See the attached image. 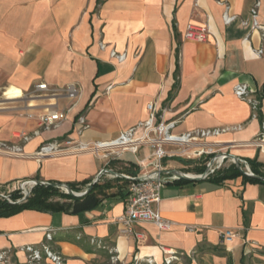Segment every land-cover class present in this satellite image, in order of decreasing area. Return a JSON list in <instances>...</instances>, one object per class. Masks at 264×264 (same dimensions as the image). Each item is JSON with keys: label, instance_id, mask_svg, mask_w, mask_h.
Wrapping results in <instances>:
<instances>
[{"label": "crops", "instance_id": "0c3cea01", "mask_svg": "<svg viewBox=\"0 0 264 264\" xmlns=\"http://www.w3.org/2000/svg\"><path fill=\"white\" fill-rule=\"evenodd\" d=\"M222 1L236 15L228 24L217 0H0V140L20 144L25 154H0V188H20L39 178L75 182L85 190L104 168L133 177L151 171L152 161L140 165L152 151L147 145L110 160L91 151L34 156L42 144L66 138L112 140L146 121L149 103L173 122L174 134L228 128L191 151L211 149L264 164V144L255 143L264 97L260 117L253 118L250 104L234 93L244 83L264 94V52H254L264 50V0L258 16L262 29H253L256 0ZM189 24L207 25V39H187ZM112 50L125 52V60L113 58ZM44 82L59 89L74 84L79 98L41 93L37 85ZM48 107L71 111L58 126L35 134ZM80 115L88 122L84 128ZM22 132L31 138L24 141ZM142 133L137 127L136 135ZM210 177L167 180L159 211L171 228L139 222L134 229L145 233L143 240L119 233L116 220L130 182L110 173L100 181L111 187L97 192L99 203L91 210L75 213L67 204L62 210L0 216V252H7L0 264H26V246L45 243L67 264H115L109 248L119 256L116 264H150L148 258L165 264L163 246L180 253L173 264H264V182L239 176L217 183ZM226 228L239 235L224 241L220 232Z\"/></svg>", "mask_w": 264, "mask_h": 264}, {"label": "built area", "instance_id": "2783aa9c", "mask_svg": "<svg viewBox=\"0 0 264 264\" xmlns=\"http://www.w3.org/2000/svg\"><path fill=\"white\" fill-rule=\"evenodd\" d=\"M217 1L225 8L223 13L224 22L226 24L232 22L236 18V15L229 12L230 5L222 0ZM262 1L263 0H256L251 10L253 29H262V25L258 20L259 9ZM244 23L247 22L244 21ZM208 34L209 28L207 25L189 24L185 32V37L189 40L205 41ZM100 46L101 48H105L106 44L101 42ZM254 52L261 55L264 50L260 48ZM111 56L122 62L126 58V53H119L116 50H112ZM110 88L111 86L108 87V90ZM37 90L41 93L50 95H57L64 92L72 99L79 98V92L74 84L59 89L50 87L46 82H44L37 85ZM234 93L237 97L246 100L250 104L253 118L260 117L262 99L259 96V92L252 90L247 84L243 83L238 84L234 88ZM147 109L149 111V118L146 121L141 122L136 127H131L121 132L119 136L112 140L75 141L74 139L66 138L61 141L44 143L34 154L37 159L41 160L51 156L78 154L85 151H91L110 160L112 158L121 157L125 152L137 154L141 146H150L152 148L150 155L146 160L140 161V165L146 166V161L150 160L152 161V170L136 176L141 178L139 180H134L133 178L135 177L125 174L127 179L130 180L128 194L125 199L124 212L118 216L116 220L118 230L121 235L133 236L138 240H143L146 237L145 233L138 232L134 229V225L139 222H152L161 230H168L172 225V222L164 218L159 211L161 187L167 180L177 179L173 174L163 172L165 170L163 166L164 158L176 155L201 157L205 153L212 154L213 152L211 149L201 148L198 151H191V147L209 136L219 135L228 129H197L181 135L174 134L172 132L174 124L173 122L165 119L164 113L159 114L153 103H149L147 105ZM70 111L71 108H46L45 111L39 115V129H37L34 133L38 134L41 129L49 130L58 126L62 120L67 118ZM78 120L83 125V128L88 125L85 115H80ZM137 127H143V133L141 135H136ZM237 127L239 128V126ZM82 129L80 128L78 133H81ZM20 136L24 141H28L31 138V134L27 132H22ZM255 143L259 145L264 144V118L262 119L261 133L255 140ZM167 146H172L173 149H168ZM0 154L7 156L25 155L23 147L20 144L10 143L3 140H0ZM221 158V162H218ZM224 159L225 158L223 157H218L216 159L205 179L215 174V172L224 163ZM209 162L206 163L207 166L209 165ZM246 168L249 172H252L248 165H246ZM202 173H198V175H201ZM35 185L36 183L32 179L25 180L20 184L19 189L22 196L19 199L12 200L11 195H5L2 193H0V198L2 197L7 199L11 203L21 201L25 199L27 194L30 195ZM220 233L224 241H230L239 235L238 231L229 228L223 229ZM48 236L49 240H51L52 233ZM162 249L167 254L165 257V264H173L175 260L179 259L180 253L177 250H173L165 246H163ZM25 250L27 252L26 264H67L64 255L60 251L53 249L49 243L42 244L41 246L28 245ZM108 250L111 255V261L115 264L120 262L119 256L115 252V248H109ZM6 255L7 252H0V261H5ZM147 261L150 264H154V260L152 258H148Z\"/></svg>", "mask_w": 264, "mask_h": 264}, {"label": "trees", "instance_id": "16d2710c", "mask_svg": "<svg viewBox=\"0 0 264 264\" xmlns=\"http://www.w3.org/2000/svg\"><path fill=\"white\" fill-rule=\"evenodd\" d=\"M177 74H178V69H177ZM176 87H178V83L176 84L175 88ZM263 90H264V86H263ZM259 96L261 97V99H263L264 97L263 92L259 93ZM212 156H214V153L201 156L197 160L187 159V162H189L190 166H186L184 170L186 172L196 171L197 173H202L206 170V163L209 160V158ZM193 163L194 166L192 165ZM249 163L251 165L252 171L256 175L264 177L263 163H259L256 159L250 160ZM127 173L131 175H135V173L131 169H128ZM239 176H242L244 181L264 182V180H260L258 178L244 174L242 171L239 170L237 166L234 165L229 166L226 169L215 172V174H213L210 177V179H212L217 183H222L225 180L233 179ZM120 179H123L125 182H130L129 179H124V178H120ZM176 181L179 183L190 182L189 180H185V179H177ZM51 183H61V182H51ZM66 184H68L75 191L78 192L83 191V188L75 182H70ZM92 186H93L92 189L88 193H86L83 196L77 197L65 193L61 189L54 187L52 185L36 184L32 189L30 195L22 202L11 203L7 199L0 198V216H10L25 209L62 210L65 208L67 204L71 205L72 210L75 213L91 210L95 208L99 203L97 192L99 190L111 187V184L109 181L104 183L98 181L96 183H93ZM14 190L15 191L12 192L10 195L11 197L15 198V200H17L19 198L17 194L19 189L15 188ZM68 201L70 203H68ZM53 239L54 237L52 235L51 240ZM95 242H97V240H95Z\"/></svg>", "mask_w": 264, "mask_h": 264}, {"label": "water", "instance_id": "95a60500", "mask_svg": "<svg viewBox=\"0 0 264 264\" xmlns=\"http://www.w3.org/2000/svg\"><path fill=\"white\" fill-rule=\"evenodd\" d=\"M218 157H223V158H231L233 159V161L237 164V167L246 175L248 176H251V177H255V178H258L260 180H264V177L263 176H259V175H256L253 171L252 172H249L246 169H244L242 167V165L240 164V158L231 154V153H227V152H221V153H218V154H215V156L210 160L209 162V165L206 167V170L201 174V175H198V174H191V173H186V172H183L181 170H178V169H172V170H164L163 172H167V173H170V174H173L177 179H185V180H189V181H199V180H203L205 179L206 175L209 173V171L211 170V167L213 166V164L215 163L216 159ZM106 173H110V174H113L115 177H120V178H127V176L125 174H122V173H119V172H116L114 171L113 169H110V168H104L102 169L99 174L97 175V177L93 180V182L83 191H75L73 190L68 184L66 183H51V182H47V181H44V180H39V179H32L33 181H35L36 184H42V185H52L54 187H57L59 189H61L63 192L65 193H68V194H71L73 196H77V197H80V196H83L85 195L86 193H88L91 189H92V184L93 183H96L98 181L101 180V178L103 177L104 174ZM134 180H139L141 179L140 177H135L133 178ZM29 196V194L26 195L25 199ZM25 199L21 200V201H17V202H22L24 201Z\"/></svg>", "mask_w": 264, "mask_h": 264}, {"label": "rangeland", "instance_id": "374dc122", "mask_svg": "<svg viewBox=\"0 0 264 264\" xmlns=\"http://www.w3.org/2000/svg\"><path fill=\"white\" fill-rule=\"evenodd\" d=\"M191 156H193L192 154H190ZM204 155H208L207 153H205V154H203L202 156H204ZM214 156H215V153H214ZM214 156H212V157H210L209 158V160L207 161V162H209ZM199 157H189V155H181V156H178V155H176V156H173V157H166V158H164V160H163V166L165 167L166 166V164H173V165H176L177 166V168L176 169H178V170H181V171H183V172H186L185 170H184V168L186 167V166H190L189 165V162H187V159H192V160H197ZM218 162H221V161H218ZM240 164L242 165V167L244 168V169H246V165H248L249 166V168L252 170V168H251V165H250V163H245V162H243L242 160L240 161ZM193 166H194V163L192 164ZM196 165V164H195ZM232 165H234V166H237V164L233 161V159H231V158H225L224 159V163L221 165V167L217 170V171H219V170H223V169H226V168H228L229 166H232ZM206 167H207V165H206ZM240 170V169H239ZM216 171V172H217ZM241 171V170H240ZM186 173H191V174H198L196 171H193V172H186ZM19 189V188H18ZM15 190H14V188H12V187H8V188H0V193H2V194H5V195H10L12 192H14ZM18 196H19V198L22 196V194H21V192H20V189H19V191H18ZM2 198V197H1ZM18 198V199H19ZM11 199L12 200H15V198H13V197H11Z\"/></svg>", "mask_w": 264, "mask_h": 264}, {"label": "bare ground", "instance_id": "6f19581e", "mask_svg": "<svg viewBox=\"0 0 264 264\" xmlns=\"http://www.w3.org/2000/svg\"><path fill=\"white\" fill-rule=\"evenodd\" d=\"M14 96H16V95H13L12 97H14ZM201 144V143H200ZM222 160V158L221 159H219V161H221Z\"/></svg>", "mask_w": 264, "mask_h": 264}]
</instances>
